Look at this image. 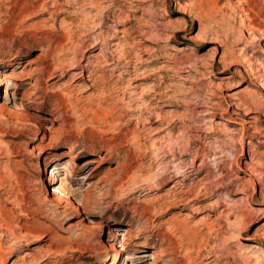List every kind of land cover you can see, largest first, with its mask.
Segmentation results:
<instances>
[{
  "label": "rangeland",
  "instance_id": "374dc122",
  "mask_svg": "<svg viewBox=\"0 0 264 264\" xmlns=\"http://www.w3.org/2000/svg\"><path fill=\"white\" fill-rule=\"evenodd\" d=\"M260 37L264 0H0V213L32 234L5 264H264Z\"/></svg>",
  "mask_w": 264,
  "mask_h": 264
},
{
  "label": "bare ground",
  "instance_id": "6f19581e",
  "mask_svg": "<svg viewBox=\"0 0 264 264\" xmlns=\"http://www.w3.org/2000/svg\"><path fill=\"white\" fill-rule=\"evenodd\" d=\"M71 1H76V0H71ZM65 6V5H64ZM41 7V6H40ZM53 7H57V3L54 2V6ZM45 9V8H44ZM184 11V8H181ZM161 10V15L162 16H168V11L165 9H160ZM66 11V10H65ZM182 12V11H181ZM183 13V12H182ZM253 20V19H252ZM242 27H244V23H241ZM94 42V41H93ZM252 39L248 38L247 43L249 44L247 47L252 49V53L250 55H248V57L243 56V66L245 68V77L247 79H257V85L258 87L264 91V62H259L256 59V54H257V48H255L252 44ZM74 45V44H73ZM246 45V44H245ZM264 45V37H260V41L258 42V46H262ZM115 44L112 43L110 44L109 47H114ZM74 48V47H73ZM111 49V48H110ZM112 51H110L111 53ZM114 52V50H113ZM116 53V52H115ZM261 54L264 56V48L262 49ZM116 55V54H115ZM114 55V57H115ZM112 56V55H111ZM118 57V56H117ZM116 57V58H117ZM115 58V59H116ZM102 59V58H101ZM118 59V58H117ZM104 60V59H103ZM108 60V59H106ZM262 60L264 61V58H262ZM103 64L107 65V62L105 61ZM109 64V63H108ZM111 65V64H109ZM261 73L260 77H258L257 74ZM64 74V72H60V74L58 75V77H62ZM73 74V73H72ZM71 74V75H72ZM91 72H88V75L85 74V72H81L79 78H87L90 80H93L91 77ZM1 77V74H0ZM72 77V76H71ZM96 79V78H95ZM95 83V82H94ZM97 84V82H96ZM93 85V84H92ZM96 86V85H95ZM98 86V85H97ZM131 97V96H129ZM73 99V98H72ZM73 103V102H72ZM251 104V102H249ZM251 105H256L255 101L251 104ZM244 107V109H249L250 105L247 103H244L242 105ZM253 107V106H252ZM157 116V115H156ZM163 118H157L156 122H161ZM210 122L212 124L216 123L215 120H210ZM35 124V123H34ZM36 125V124H35ZM38 134L37 135H42L39 140L40 141H45L46 139L49 141H54L55 136L53 134H51L52 131V127L48 126V125H38L37 128ZM243 142V141H242ZM246 144H251V141H246L244 142V145ZM12 152V151H11ZM55 161H59V160H55ZM46 165H49L46 167ZM61 165L57 162H53V160H49L47 161V164H44V167H42L41 169V173L45 174V176H43V181H45L47 183L48 186H46L47 192L51 193V197L49 198L48 202L50 203H57L58 200V196H63L64 195V186L62 185V181L60 180V178L56 175V172L58 171L59 167ZM87 166V165H86ZM63 170L65 169V167H62ZM66 171V170H64ZM67 172V171H66ZM70 175V174H69ZM67 177V176H66ZM58 183V184H57ZM178 183V182H177ZM1 184V183H0ZM53 185H56L54 187H52ZM9 189V188H8ZM159 188H157L158 190ZM169 196V195H168ZM226 198V197H225ZM171 200V199H170ZM224 200V199H223ZM178 201V200H177ZM187 201V200H186ZM171 202V201H170ZM174 202V201H173ZM185 202V201H184ZM175 203V202H174ZM188 203V202H187ZM223 203V202H222ZM184 204V203H183ZM226 205V204H225ZM228 205V204H227ZM244 206H249V200H246L243 203ZM164 208V207H163ZM166 210V209H165ZM161 211V210H160ZM2 213V212H1ZM0 213V229H4L5 233H4V237H7L9 242V245L7 246L6 250H4L2 247L3 240H0V264H5L6 259H7V255L8 254H12L14 252V248L23 240H27L29 237H31V231L24 229L23 228H18L16 229L15 226L13 227L11 225L10 220H8L7 218L4 217V215H2ZM25 213V212H24ZM26 214V213H25ZM28 216V215H26ZM228 220V216H222L220 218H218L219 222H224ZM231 222V221H229ZM228 222V224H229ZM13 224V223H12ZM218 226V225H217ZM221 227V226H220ZM3 230V231H4ZM211 230V229H209ZM1 231V230H0ZM45 233L50 234L52 237L50 239H58V236L56 235V231H54L53 229H48L47 231H45ZM263 235V234H262ZM44 237V235H42ZM3 237V238H4ZM61 238V237H60ZM127 238V232L125 231H115V232H107V248L109 247L110 249H114V247L116 246V243L119 241V243H121V245L125 244ZM263 238V237H262ZM88 239V238H87ZM62 240V239H61ZM263 240V239H262ZM59 241V240H58ZM56 241H53V243ZM61 243V242H60ZM6 247V246H5ZM52 247V246H51ZM16 249V248H15ZM48 249V248H47ZM50 249V248H49ZM48 251H44V254L41 256H35L34 254L31 255V260L32 261H38L37 259H42L46 260L48 258H56V257H64L66 251H60L59 249H57V251L53 250H49ZM249 250L251 252L254 253V259L255 261H264V251L258 246V244L256 243H249ZM17 252V251H16ZM122 253H127L126 252V248L122 249ZM13 256V255H12ZM134 258L136 259H143V258H149L152 259V257L144 251L138 252L136 253L134 256ZM127 259V261H130L129 258H125ZM172 262V261H171ZM14 263H17V261H14ZM111 264H120V260H118L117 258L111 263ZM124 264V261L123 263Z\"/></svg>",
  "mask_w": 264,
  "mask_h": 264
}]
</instances>
